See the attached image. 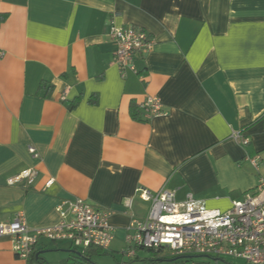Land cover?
<instances>
[{
	"label": "crops",
	"instance_id": "1",
	"mask_svg": "<svg viewBox=\"0 0 264 264\" xmlns=\"http://www.w3.org/2000/svg\"><path fill=\"white\" fill-rule=\"evenodd\" d=\"M0 12V223L21 214L30 227L53 225L55 207L80 198L114 229L93 264H204L129 257L126 230L149 210L138 188L225 211L264 182V0H0ZM111 24L154 40L136 73L120 77ZM148 97L164 113L145 116ZM31 168L32 185L7 184ZM69 249L44 241L34 253L67 264ZM0 264H28L10 237H0Z\"/></svg>",
	"mask_w": 264,
	"mask_h": 264
},
{
	"label": "built area",
	"instance_id": "2",
	"mask_svg": "<svg viewBox=\"0 0 264 264\" xmlns=\"http://www.w3.org/2000/svg\"><path fill=\"white\" fill-rule=\"evenodd\" d=\"M108 38L115 43L114 63L120 77L126 72L136 73L134 61L137 54L152 50L154 40L135 27L108 29ZM139 109L147 117L164 113L162 103L156 97H148ZM234 141L247 145L248 139L236 133ZM28 152L38 158L36 150L28 146ZM254 166L257 159L247 158ZM37 171L25 170L7 181L9 186L34 183ZM47 181L46 186L52 185ZM138 196L149 203L144 218L132 219L126 230V243L130 246L125 255L132 257L138 249L166 252L171 258L194 257L233 258L245 264H264V182L259 181L254 193L244 194L230 201L225 211L208 209L188 194L177 201L173 191L160 189L152 192L138 188ZM129 201L125 202L129 207ZM58 221L44 227H30L23 216L7 223H0V237L12 239L13 254L27 260L34 248L44 241L57 243L66 240L71 248H80L84 254L89 247L107 251L113 241L114 229L109 223V212L100 210L80 198L62 200L56 207ZM77 252V251H76Z\"/></svg>",
	"mask_w": 264,
	"mask_h": 264
},
{
	"label": "trees",
	"instance_id": "3",
	"mask_svg": "<svg viewBox=\"0 0 264 264\" xmlns=\"http://www.w3.org/2000/svg\"><path fill=\"white\" fill-rule=\"evenodd\" d=\"M6 19H7V14L0 12V25L2 23H4ZM77 103H78V100L73 102V103H71V104H69V105H67L68 110L73 109L76 106ZM131 116H132L133 119H136V120L138 119L133 108L131 110ZM68 252H69V257H68V260H67V264H93L92 258L94 256H101V255L104 254V251L99 250L98 248H95V247L87 248L85 250L84 254H80V255L77 254L76 251H71V248L68 250ZM154 253H156V256H157V255H159V254H161L163 252L159 251V252H154ZM176 260H178V258H172L170 260H165V261L170 262V261H176ZM33 261L37 262L38 264H47L40 257L36 258V253H34V250L27 258L28 264L32 263ZM162 261H164V260H162Z\"/></svg>",
	"mask_w": 264,
	"mask_h": 264
},
{
	"label": "rangeland",
	"instance_id": "4",
	"mask_svg": "<svg viewBox=\"0 0 264 264\" xmlns=\"http://www.w3.org/2000/svg\"><path fill=\"white\" fill-rule=\"evenodd\" d=\"M52 242H50L51 244ZM58 246H61L63 247L64 249H68V248H71V245L68 241L66 240H61V241H58L57 242ZM80 248H71V251H77V252H80ZM144 252V251H143ZM191 260L193 261H201V262H205L204 264L206 263H209V264H215V260H213V258H205L204 257H194L192 258ZM220 260H223L225 263L227 264H245L244 261L242 260H239V259H233V258H229V257H226V258H222Z\"/></svg>",
	"mask_w": 264,
	"mask_h": 264
},
{
	"label": "water",
	"instance_id": "5",
	"mask_svg": "<svg viewBox=\"0 0 264 264\" xmlns=\"http://www.w3.org/2000/svg\"><path fill=\"white\" fill-rule=\"evenodd\" d=\"M77 254H79L78 252H77ZM80 255V254H79Z\"/></svg>",
	"mask_w": 264,
	"mask_h": 264
}]
</instances>
